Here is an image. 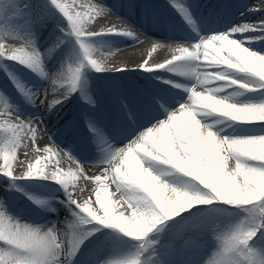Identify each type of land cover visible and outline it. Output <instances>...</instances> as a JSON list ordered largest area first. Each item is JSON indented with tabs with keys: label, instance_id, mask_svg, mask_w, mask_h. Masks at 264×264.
Listing matches in <instances>:
<instances>
[{
	"label": "snow or ice",
	"instance_id": "snow-or-ice-1",
	"mask_svg": "<svg viewBox=\"0 0 264 264\" xmlns=\"http://www.w3.org/2000/svg\"><path fill=\"white\" fill-rule=\"evenodd\" d=\"M51 3L67 22L61 31L74 37L77 49L52 78V83L64 91L65 99L52 101L48 112L63 105L78 90L85 70L105 71L103 64L93 58L100 49L93 45L94 38L122 35L136 39L135 33L128 30H90L89 25L104 11L100 5L82 0H51ZM173 5L198 33L188 7L176 0ZM250 32L261 35L245 40L235 38ZM9 38L22 40L0 29V59L18 62L41 78H47L44 55L33 43L23 40L20 47H10ZM262 39L264 19L257 23L243 22L225 32L201 36L191 46L177 45L175 54L164 63L149 66L145 60L139 69H133L148 73L167 70L189 78L190 85L173 84L187 93V101L180 102L176 110L165 109L166 118L150 120L148 126L136 128L128 142L119 148L89 121V130L104 153L99 161L105 165L102 175L89 176L84 164L66 149L54 145L41 148L37 139L43 120L25 119L7 101L0 102L3 118L0 120V159L3 161L0 175L10 181L38 177L58 183L65 193L64 203L72 213L66 230L59 231L55 225L21 222L0 205V264H71L84 240L99 231L92 227L77 235L73 229L94 223L135 242L130 251L102 264H149L156 255L152 249L158 243L150 239L153 233L163 231L162 226L168 220L194 206L214 202L236 207L244 215L236 222L214 228L218 247L207 264H264V253L250 246L258 233H264V132L246 130L239 136L223 134V127H232L237 122L264 129V98L247 103L236 99L244 91L264 90V54L245 46ZM62 42L58 40L54 47ZM241 74L244 79L234 78ZM220 82H225V86H217ZM14 84L35 105L40 93L15 79ZM197 87L203 91H196ZM226 88H233L231 94L219 95ZM82 98L92 103L90 97ZM29 140L36 153L35 160L19 161L18 150L27 149ZM61 154L75 167H61L60 159H55ZM24 155L28 156V152ZM16 163L21 167L26 163L20 174H16ZM81 180L97 185L93 190L95 201L91 196L76 198L77 192L85 191ZM109 181L115 186L112 194L117 197L115 200L108 199ZM93 203L98 207L93 208ZM117 206L126 207L120 211Z\"/></svg>",
	"mask_w": 264,
	"mask_h": 264
},
{
	"label": "rangeland",
	"instance_id": "rangeland-1",
	"mask_svg": "<svg viewBox=\"0 0 264 264\" xmlns=\"http://www.w3.org/2000/svg\"><path fill=\"white\" fill-rule=\"evenodd\" d=\"M213 1L211 0L212 3ZM245 1L250 2V0H217L214 6L216 10L219 9L225 16L230 8L229 5H232L231 9L234 10L237 9L238 4H242ZM254 1L256 2L257 0ZM0 2L4 6V9L0 6V29H6L22 39L9 38L7 44L10 47H20L23 44V40L31 41L44 55V67L48 73L47 78H41L35 72L18 62L0 59V102L7 101L25 119L35 117L43 120L37 139L38 144L54 145L58 149H66L76 160L84 164L85 171L89 176L102 175L105 165L100 164L99 161L104 158V153L99 150L97 138L89 130L88 122H93L101 131L100 124L93 119L92 114H95L94 109L82 97H90L92 100L91 105L98 103L107 104V97L103 93L106 87L105 80L102 79L100 74L96 75V72H92L88 68L83 72L78 90L65 100L63 105L57 106L54 110L48 112V105L52 101L65 97L63 90H61V93L60 89L54 91L56 85L52 83V78L57 73L58 62L63 61L64 63L77 49L75 39L74 37L66 36L61 31L62 28L67 26V22L58 9L51 3V0H0ZM78 2H81V0H78ZM82 2L90 4H94V2L98 3L97 0H82ZM257 7L260 8V11L264 10V2L256 5L249 4L248 8L246 6L244 8L249 10ZM231 9L230 16L232 17L234 12ZM239 16H241V13ZM255 16L257 15H251L250 18H254ZM261 19H264V15L257 18L256 22H259ZM243 22L235 23L233 20L231 23H235L234 25H236ZM259 35H261L259 32H250L242 35L238 34L235 38L245 40V38ZM58 40H62L63 42L58 47H54ZM92 43L102 50L113 48L115 45L114 42L102 43L99 38H94ZM245 46L249 47L250 50L264 54V39L248 42ZM66 49H68L69 57L64 59L63 53ZM96 52L93 58H96ZM145 74V79H140L137 74L127 75L124 79L129 80L132 86L138 85L144 89L152 90L150 88H154L159 76L150 75L148 72ZM234 78L244 79L242 74ZM14 79L40 93L35 105L30 103L17 90ZM217 86L224 87L225 82H220ZM197 90L203 91L199 87H197ZM232 91L233 88H226L219 95H228ZM261 98H264V90L260 92L244 91L242 95L236 97V99L243 103L256 101ZM135 104L141 107L139 103ZM62 109H65V116L60 114L61 118L59 117L55 122H51V118ZM114 113L119 115L124 125L131 127L134 125L133 120L129 119L127 114H121L116 110H114ZM100 115L102 116L101 112ZM144 117H147V115H144ZM2 119L0 117V120ZM107 119L110 123H114L113 117L108 116ZM46 123L48 126H46ZM113 127L119 130L122 128V125L118 127L115 123ZM216 127L220 128L221 125H217ZM246 130L264 132V129L258 126L237 122L232 127H223V134L239 136ZM51 131H54L55 136H51ZM102 133L116 148L122 147L128 142V140H120L118 137L112 138L110 132L107 130ZM129 133H131V130ZM27 143L29 145L27 149L21 147L18 150V160L25 162L31 160L34 162L36 153L31 148V141L29 140ZM25 151L28 152V156L24 155ZM55 159H60L65 169L70 166L75 167L74 163L62 154ZM55 159H53L52 163H55ZM2 163L3 161L0 159V164ZM14 167L16 174H20L25 170L26 163L24 167H21L19 163H16ZM1 179L0 205L7 210L10 216L24 223L46 227L55 225L59 231L66 230V222L72 219V213L64 203L66 199L64 192L61 193L60 189L58 190L56 187L48 190L45 189V185L42 183L45 179L38 177L29 178V182H25L27 179H22L11 181V183L4 176ZM32 179L36 181H31ZM56 184L59 185L58 183ZM80 184L85 188V191L83 193L77 192L76 198L82 200L91 196V199L95 201L93 190L97 188V185L91 181L84 180H81ZM114 192L115 186L109 181L108 199L115 200L117 198L112 195ZM101 194L103 195V193ZM23 198H26L25 202H22ZM15 200H18L16 204L13 203ZM36 200L42 201V203L38 204L35 202ZM92 206L93 208L98 207L95 203ZM117 207L120 211H123L126 206ZM191 210H187L174 217L175 222L171 224L173 225L172 228L163 229V231L155 232L150 236V239L157 240L158 243L152 249L156 255L149 264H180L182 255L186 254L195 258L196 264H207L218 247L213 232L214 228L229 222H236L244 215L236 207L215 202L211 205H197ZM174 218L168 221H172ZM95 226L96 224L94 223L93 225L84 226L82 229H73V231L79 235L82 231H88L89 228ZM105 229L102 234L95 235L92 239L87 238L84 240L76 255L72 258L71 264H102L103 261L109 258L131 250L132 245L135 243L131 238L119 234L110 228ZM94 241L99 243L94 245ZM250 246L264 253V233H258L257 237H254L253 241L250 242ZM107 249L108 253L105 254Z\"/></svg>",
	"mask_w": 264,
	"mask_h": 264
},
{
	"label": "bare ground",
	"instance_id": "bare-ground-1",
	"mask_svg": "<svg viewBox=\"0 0 264 264\" xmlns=\"http://www.w3.org/2000/svg\"><path fill=\"white\" fill-rule=\"evenodd\" d=\"M97 1L99 4L97 2H94V4L100 5L104 11L89 25L92 31L99 32L108 28H115L131 31L136 36V39L122 35L96 37L102 43L114 42L115 45L113 48L104 50L100 48L96 52L95 59L103 64L105 71L96 72L89 68L92 72H96V75L100 74L105 80L106 87L103 93L108 100L107 104H90L95 112V114H92L93 119L100 124L101 132L107 130L120 140H128L129 135L136 128L148 126L150 120L166 118L165 109L176 110L180 102L187 101V93L182 88L174 87L173 84L190 85L192 83L189 78L180 76L177 73L159 70L150 73V75H158L159 79L154 88H150L152 90H147L138 85L132 86L129 80L124 79L131 74H137L140 79H145V73L147 72L133 69H139L145 60L148 61L149 66L164 63L175 54L174 50L177 45L191 46L201 36L225 32L240 21L252 20L248 23H257V18L264 15V10L252 11V8L249 9V12H244L243 16L238 17L236 11H234L232 17H225L222 23L216 21L207 23L211 19L209 15L211 13L210 7L217 0H214L213 3L211 0H176V2L188 7L193 19L196 21L198 34L178 14L173 5V0ZM262 2L264 0H257L253 3L245 1L243 6L248 8L249 4L256 5ZM255 14L257 16L250 18L251 15ZM233 20L235 21L234 24L231 23ZM154 46H156L155 51H153ZM63 57L64 59L69 57L68 49L64 51ZM62 63L63 61L58 62L57 72L60 70ZM121 68L127 70L117 71ZM166 81L172 83H166ZM58 89L60 88L54 87V91ZM196 91H198L197 88ZM62 99H65V97ZM135 103H139L141 107ZM114 110L119 111L121 114H127L129 119L133 120L134 125L132 127L124 125L123 120L114 113ZM64 112L65 109L59 111L51 118V122H55L59 117L61 118L60 114L65 116ZM144 115H147V117H144ZM108 116L114 118L113 124L108 121ZM115 123L118 127L122 125V128L117 130L113 127ZM46 126H48L47 123ZM130 130L131 133H129ZM51 136H55L54 131H51ZM38 145L40 147L47 146L42 143ZM60 166L63 167L62 163ZM180 262V264H196L195 258L189 254L182 255Z\"/></svg>",
	"mask_w": 264,
	"mask_h": 264
},
{
	"label": "trees",
	"instance_id": "trees-1",
	"mask_svg": "<svg viewBox=\"0 0 264 264\" xmlns=\"http://www.w3.org/2000/svg\"><path fill=\"white\" fill-rule=\"evenodd\" d=\"M0 6L1 7H3V9H4V6H2V3L0 2ZM1 177H2V175H0V180H2L1 179ZM31 181H36V180H34V179H32ZM9 182L11 183V181L9 180ZM25 182H29V179H27ZM38 182H40V181H38ZM44 185H45V189H51L52 187H54L55 188V186H54V184L53 183H50V182H48V181H43L42 182ZM22 199V198H21ZM28 200V199H27ZM26 201V198L24 199L23 198V200H22V202H25ZM18 202V200H15V201H13V203L14 204H16ZM19 203H20V201H19ZM17 206V205H16ZM19 208V207H18ZM21 208V207H20ZM23 208V207H22ZM192 211V210H191ZM192 215V214H191ZM169 222V223H168ZM175 222V218L172 220V221H167L163 226H162V228L163 229H167V228H169V227H171L172 228V226L173 225H171V224H173ZM96 228H99V231H96L93 235H91V236H89L88 238L89 239H92V238H94L95 237V235H100V234H102L103 233V231H104V229L105 228H107V227H105V228H102L103 226H100V225H98V224H96V226H95ZM90 229V228H89ZM88 229V230H89ZM105 230H107V229H105ZM95 242V241H94Z\"/></svg>",
	"mask_w": 264,
	"mask_h": 264
}]
</instances>
